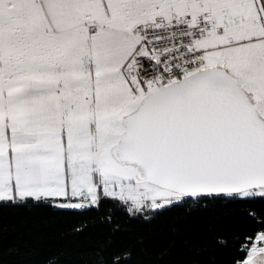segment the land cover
<instances>
[{"label":"snow or ice","instance_id":"1","mask_svg":"<svg viewBox=\"0 0 264 264\" xmlns=\"http://www.w3.org/2000/svg\"><path fill=\"white\" fill-rule=\"evenodd\" d=\"M21 213L62 222L42 264L93 229L92 264H133L118 238L162 222L153 264H264V0H0V221Z\"/></svg>","mask_w":264,"mask_h":264},{"label":"trees","instance_id":"2","mask_svg":"<svg viewBox=\"0 0 264 264\" xmlns=\"http://www.w3.org/2000/svg\"><path fill=\"white\" fill-rule=\"evenodd\" d=\"M61 226L60 221L46 224L40 218L26 213L0 221V229H4L0 231V264H42L45 257L54 255L61 248ZM170 227L167 222L147 227L136 226L130 235L119 237L118 240L123 246L135 245L133 264H153L156 254L169 240ZM141 237L145 238L143 245L136 243ZM106 239V233L100 229L86 233L76 244L82 251L73 257L74 264H92V258L86 249L98 247ZM141 248H146L147 252H141Z\"/></svg>","mask_w":264,"mask_h":264}]
</instances>
